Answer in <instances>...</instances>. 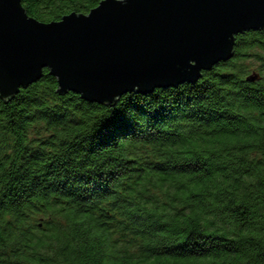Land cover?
I'll use <instances>...</instances> for the list:
<instances>
[{
  "label": "trees",
  "instance_id": "16d2710c",
  "mask_svg": "<svg viewBox=\"0 0 264 264\" xmlns=\"http://www.w3.org/2000/svg\"><path fill=\"white\" fill-rule=\"evenodd\" d=\"M0 264H264V28L195 83L103 104L45 68L0 98Z\"/></svg>",
  "mask_w": 264,
  "mask_h": 264
},
{
  "label": "water",
  "instance_id": "95a60500",
  "mask_svg": "<svg viewBox=\"0 0 264 264\" xmlns=\"http://www.w3.org/2000/svg\"><path fill=\"white\" fill-rule=\"evenodd\" d=\"M261 28L264 0H101L49 22L29 16L22 0H0V98L45 68L58 92L103 104L195 83L231 59L236 35Z\"/></svg>",
  "mask_w": 264,
  "mask_h": 264
}]
</instances>
